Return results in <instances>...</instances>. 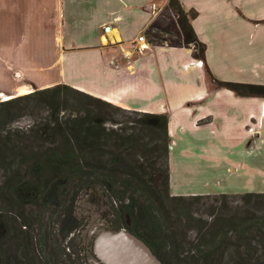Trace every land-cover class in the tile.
<instances>
[{
	"label": "crops",
	"instance_id": "crops-1",
	"mask_svg": "<svg viewBox=\"0 0 264 264\" xmlns=\"http://www.w3.org/2000/svg\"><path fill=\"white\" fill-rule=\"evenodd\" d=\"M180 1L198 13L192 26L211 76L264 85V0ZM30 3L49 16L53 78L42 81L22 65L8 71L13 90L0 94L66 84L124 109L167 114L172 195L264 193V97L218 86L190 48L145 42L136 50L167 0Z\"/></svg>",
	"mask_w": 264,
	"mask_h": 264
},
{
	"label": "trees",
	"instance_id": "trees-1",
	"mask_svg": "<svg viewBox=\"0 0 264 264\" xmlns=\"http://www.w3.org/2000/svg\"><path fill=\"white\" fill-rule=\"evenodd\" d=\"M197 14L193 9L185 10L180 0H167L144 36L149 45L192 49L193 58L201 61L211 76L205 65L206 46L192 26ZM211 78L218 86L237 95L264 97V85L219 82ZM67 93L77 98L70 104L69 111L61 115L64 109L60 100ZM29 99L53 110V133L50 134L52 137L60 134L61 139L30 162L22 158L27 161L31 178L8 183L5 201L18 209L16 214L21 216L26 208H37L38 221L44 218L48 205L53 204L62 211L57 216V219L62 216L61 240L56 241L41 227L39 239L33 243L24 231L31 227L28 219H24L19 226L24 235L14 237L12 248H2L1 243L0 264H89L85 253L91 252V247L88 251L80 244L77 234L81 222L71 215L74 195L71 193L68 199L63 196L66 186L72 187L74 192L102 190L110 202L115 203V206L111 203L109 227L126 228L135 234L163 264H229L227 253L236 255V261H231L233 264H264V215L257 214L261 210L257 206L264 204V193L171 194L167 114L124 109L66 84L35 89L8 99L1 106L18 107L21 101ZM3 143L0 155L18 152V147ZM13 185L17 186L16 193L11 190ZM229 195H240L249 201L253 212L243 217H217L208 225L200 226L203 235L197 242L189 241L181 214L183 207L205 198L226 199ZM62 198L67 199V203L62 202ZM5 214V211L0 213V241L10 227L14 229L10 225L5 231ZM28 215L35 214L29 211ZM14 232L16 234L15 229ZM229 233L235 236L234 241ZM231 248L233 253L229 251Z\"/></svg>",
	"mask_w": 264,
	"mask_h": 264
},
{
	"label": "rangeland",
	"instance_id": "rangeland-1",
	"mask_svg": "<svg viewBox=\"0 0 264 264\" xmlns=\"http://www.w3.org/2000/svg\"><path fill=\"white\" fill-rule=\"evenodd\" d=\"M1 2L2 0H0V91L9 92L13 90L12 83L7 77L8 71L16 67L20 68L22 65H26L27 68H35L36 76L42 81L53 78V75L46 70V66L56 59L57 49L55 48V38L49 29L50 26H46V20L49 18L46 10L35 8L33 11L30 0H6L3 11ZM39 67L45 68L40 71ZM34 90L35 87L30 88V90H20L11 96L0 94V141H2L0 146L6 141L8 145L16 146L19 149L15 153L6 152L4 155H0V213H4V211L6 213L4 216L6 222L3 221L4 224L6 223L5 231L10 225L16 231L15 234L14 229L10 227L11 229L9 228L5 237L1 239L0 245L2 243V248L5 249L12 248L15 236L18 237L20 233L24 235L22 228H19L24 219H28L29 226H31L24 231L31 237L33 243H37L36 239H39L37 235L40 234L39 230L41 229L39 228L41 227L45 232L51 233L56 241L61 240L59 222L62 216H60L61 219L60 217L57 219V216L62 211L59 212V209L55 208L53 204L48 205L45 211V219L42 217L40 223L37 220L39 216L37 208H26L22 211L24 216H21L16 214L18 209L10 207L11 203L5 201L7 200L5 188L8 183L14 180H30L31 178V174L27 170V161H22V158L30 159L28 161L30 162L31 159L41 155L47 147L58 144L61 139L59 138L60 134H54L53 137L50 134L53 133V110L46 105H39L34 100L29 99L21 101L18 107L1 106V103L7 100L6 97L12 99ZM25 92L27 93L24 94ZM75 98L77 97L72 93H67L61 98L60 105L64 109L61 115L69 111L70 104ZM11 190L16 193L17 186L13 185ZM71 193L74 195L71 215L85 227H81L84 232L81 238L80 232L77 234L80 238V244L84 248L88 238L91 237L90 231L101 219L106 217L108 212L103 209L105 204L100 205L98 201L95 202L92 198L87 197L89 194H95L96 190L80 189L74 192L72 187L63 188L65 198H70ZM216 197L205 198L183 207L184 210L181 211V214L184 218L183 224L189 241L197 242L198 238L203 235L200 226L208 225L217 217L223 219L227 216L243 217L253 212L249 201L241 198L240 195H229L226 199L220 196ZM65 198H62L61 201L67 203ZM108 201L115 206L114 202H110L109 199ZM58 202H60L59 198H57ZM257 207L261 209L257 211V214L263 216L264 204L262 207L261 204ZM29 211L35 215L29 216ZM128 219H130L129 216ZM106 223L109 221L106 220ZM228 236H231V241L235 240V236L232 234L229 233ZM229 251L234 252L232 248ZM227 254L230 256L227 258L230 261L229 264H233L231 261H236V255ZM89 258L94 260L91 253H89Z\"/></svg>",
	"mask_w": 264,
	"mask_h": 264
},
{
	"label": "water",
	"instance_id": "water-1",
	"mask_svg": "<svg viewBox=\"0 0 264 264\" xmlns=\"http://www.w3.org/2000/svg\"><path fill=\"white\" fill-rule=\"evenodd\" d=\"M90 235L94 264H163L142 239L126 228H110L105 219L94 226Z\"/></svg>",
	"mask_w": 264,
	"mask_h": 264
},
{
	"label": "flooded vegetation",
	"instance_id": "flooded-vegetation-1",
	"mask_svg": "<svg viewBox=\"0 0 264 264\" xmlns=\"http://www.w3.org/2000/svg\"><path fill=\"white\" fill-rule=\"evenodd\" d=\"M87 197L92 198V200L95 201V202L98 201V203L100 205L101 204H105L103 209H105V211H107L108 213L106 214V217L104 219H105V221L106 220L109 221L110 218H111V210H112V208H111V204L108 201V197L105 195V193L102 190L97 189L95 194H93V195L89 194ZM127 219H128V217L126 218V221H127ZM128 220L130 222V219H128ZM107 224L109 225V223H107ZM81 227L85 228L84 225H81ZM83 228L80 231V238L83 236V233H84L83 232ZM91 246H92V238L89 237L88 241L84 245V247L86 248V250L89 251L90 250L89 248ZM84 252H85V250H84ZM89 253L92 254V250ZM89 253L88 254H87V252L85 253V255H87V257H88L89 264H94L93 262H91V259L89 258ZM92 256L94 257V254H92Z\"/></svg>",
	"mask_w": 264,
	"mask_h": 264
},
{
	"label": "built area",
	"instance_id": "built-area-1",
	"mask_svg": "<svg viewBox=\"0 0 264 264\" xmlns=\"http://www.w3.org/2000/svg\"><path fill=\"white\" fill-rule=\"evenodd\" d=\"M137 42H138V44H136V46H135L136 50H138V51L143 50L144 47H145V42H146L145 37L143 35L142 36H139L138 39H137ZM197 65H202V62L201 61H198L197 62ZM262 106L264 107V101L262 103ZM250 131H252V129H250Z\"/></svg>",
	"mask_w": 264,
	"mask_h": 264
},
{
	"label": "bare ground",
	"instance_id": "bare-ground-1",
	"mask_svg": "<svg viewBox=\"0 0 264 264\" xmlns=\"http://www.w3.org/2000/svg\"><path fill=\"white\" fill-rule=\"evenodd\" d=\"M27 92H25L24 94H26ZM6 99L8 100V99H11V98H9V97H6ZM263 110H264V107H263Z\"/></svg>",
	"mask_w": 264,
	"mask_h": 264
}]
</instances>
